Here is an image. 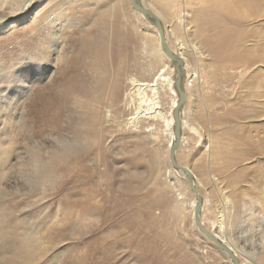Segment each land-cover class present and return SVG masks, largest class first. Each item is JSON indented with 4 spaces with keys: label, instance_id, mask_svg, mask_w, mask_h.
I'll list each match as a JSON object with an SVG mask.
<instances>
[{
    "label": "rangeland",
    "instance_id": "rangeland-1",
    "mask_svg": "<svg viewBox=\"0 0 264 264\" xmlns=\"http://www.w3.org/2000/svg\"><path fill=\"white\" fill-rule=\"evenodd\" d=\"M188 1L190 11L214 9ZM20 2L5 0L0 15L15 13ZM25 13L27 26L8 36L10 27L0 30V264H229L191 224L184 181L168 176L165 142H152L126 118L133 106L124 93L139 76L133 65L146 58L137 36L147 21L128 0H33ZM220 14L191 17L190 29L176 34L189 72L198 73L184 113L192 128L178 158L205 185L207 225L215 229L212 200L221 206L225 194L231 243L242 258L263 264L255 255L264 246V180L255 175L264 174L257 151L264 104L252 107V68L231 60L247 47L249 28L223 34L236 20ZM242 66L248 73L239 78ZM209 139L210 151L200 155ZM257 201L258 217L245 220Z\"/></svg>",
    "mask_w": 264,
    "mask_h": 264
},
{
    "label": "bare ground",
    "instance_id": "bare-ground-1",
    "mask_svg": "<svg viewBox=\"0 0 264 264\" xmlns=\"http://www.w3.org/2000/svg\"><path fill=\"white\" fill-rule=\"evenodd\" d=\"M4 1L5 0H0V4H2V2H4ZM95 1L97 3L99 0H95ZM138 1L142 5L148 7L149 9H151L154 13H156L158 15V17L161 20L162 27L164 29V35H165L166 42H167L168 46L177 55H179L183 60L182 66H183L184 73L182 76V87L186 93V101L180 110V113H181V115H180L181 116V139H180V144L178 146V149L176 151V159L180 164L188 167L189 170L193 174L194 183L197 187L198 192L200 193V195L202 197V211L200 213V220L203 222V224L206 226V228H208L217 238H219L222 242L227 244L236 253V255L239 257L242 264H253V263L249 262L247 259L242 258V256L239 254L238 249L235 248V246L231 243V241L229 239L228 230L226 228V224L224 223L225 216L223 218V215L226 214L228 217V216H230L229 214L231 213L230 210L229 211L226 210L227 207L231 206L228 197L225 196V194L222 195L223 196L222 198L220 197L221 206L216 205V201L212 200V203H214V205L217 209V213H218L217 218H219V219L216 220L215 229L209 227L207 225V223L203 220V212H204V209L206 208V202L208 201V199L206 198L205 195H203V192H202V189H205V185L202 186L200 184V182H202V181L198 180L199 178L196 177L193 168L187 164H184L178 158L179 148L183 144H185L184 130L186 127L189 129L192 128V126H190V124L187 123V121H185L184 113L186 110V105H187L188 100H189V95L191 92L190 90H191L192 85L194 83L193 82L194 78L197 77L198 73L194 72V71H192L191 73L189 72V68H190L189 63H188L189 61H187L188 58H186V55H185V49H186L185 42H183L182 39H179L176 34L180 31V27L184 31V33H185V31L187 32V30L190 29V24L192 22H194L193 21L194 19L196 20L197 18H200V17H204V18L208 19V15H213V14L214 15H223L220 13H224V12L230 14L236 20V23H234L235 26H233V24L229 25L228 27L223 25L221 28V31L223 34H226L227 30L235 29L236 27L238 29H242V28H244V26H248L245 28H249L248 33H249L250 38L248 40L246 38L247 44L244 45L247 47H243V50L239 54L232 55L231 60H232V64H235V63L240 62L242 60V62H244L243 64L245 67H247L249 65L252 68V70L248 73V71H247L248 68H244V66H242V68L237 69L236 72H237V77H239V78L243 77L245 75V73H248L247 74L248 80H250L251 85H252L251 86V93H252V97L254 98L253 106L252 105L251 106L254 107L253 109L260 110L261 106L264 104V0H201L204 3H206L207 6L209 5L208 7L214 6L213 7L214 9H212V10L211 9H201L198 11L188 10V6L186 4L187 2H189L188 0H138ZM93 2H94V0H93ZM32 3H33V0H21V2L16 7L15 13L9 14V15H2V16H17L18 15V17H16L15 20H12L9 22H7V21L0 22V30L4 26L10 27V30L7 31V34H6L8 36V35H11V33L13 31L27 26L29 23L30 16L28 13H25V10ZM128 3L130 5L132 11L136 15L144 18L147 21L148 25L143 28L145 30V32L142 31L143 29L141 30L142 34H139V31L137 29V32L139 34V36H137V37L138 38L140 37V39L143 42L142 43L144 46L143 48H146L145 49L146 50L145 51L146 52V58H144V60H142L143 62H138V63L133 65L135 72H137L138 73L137 75H139V76L135 77L136 75L134 74L135 76L132 75V77L129 78V84H128L129 88H127V91L124 93L125 97H127L129 99L130 105L133 106L132 107L133 112H131V114L128 115V117H126V118L129 120V123H133V124L135 123L136 126H141L143 128V130L149 132V135H150V138L152 139L151 140L152 142L153 141L155 143L162 142V141L165 142V152H166V156H167V161L169 162L168 163V176H170L169 174H171V173H175V174H178L184 181L185 188H186L188 195L190 197L189 201H188V206H189L191 224L198 231V233L200 235H202L205 239H207L218 251H220V253H222V255L226 258V260L229 264H233L232 261H230V259L227 257V255L223 251L219 250L213 244V242L211 240H209L204 234H202L200 232V230L194 224V208L196 205L195 196H194L193 192H191L190 189L188 188L185 173L174 168L171 165L170 158H169L170 145L174 139L173 108L176 105L177 100H178V93H177L175 86H174V80L176 77L175 67L173 64L170 63V59L165 55L164 51L161 48L159 34H158L156 27L154 25H152L150 23V21H148L143 16L142 13H140V12H138L132 8V6L130 4V0H128ZM160 3L166 5L165 6L166 8H164V9H167V10L162 9L161 6L159 7ZM31 13L33 15L34 10L31 11ZM105 13L106 12H104L101 16H103ZM191 17L193 18V20H191L192 19ZM214 18H216V17H214ZM167 22L170 24V28H171L170 30H171L172 34L177 36L175 38L174 42L170 41V35L168 33L170 30L166 28ZM148 28L150 29V32H147L149 30ZM139 30H140V28H139ZM195 30L196 29H192L191 34H193V35L196 34ZM198 31H199V29H198ZM245 32H247V31H245ZM118 35L120 37L123 36L119 33H118ZM240 35H241V33H240ZM133 36H134V33H133ZM126 37H128V35ZM134 37H135V39H137L136 36H134ZM243 38L244 37H242V39ZM246 40H245V42H246ZM186 41H187V39H186ZM139 43L141 44L140 41H139ZM188 45L191 46V48H190V49H192L191 51L196 53L198 58L201 57L200 59H202V58L204 59L207 56V55H204V53H202L199 50L200 46L197 42L196 43L190 42V44H188ZM143 53L144 52L142 51V54ZM144 55H145V53H144ZM221 55H222L221 52H217L215 54V56L217 58L221 57ZM204 61H205V59H204ZM201 62L206 64L203 61H201ZM217 63H220L219 60ZM227 65H225V68ZM201 66H202V64H201ZM206 66H208V65L206 64ZM206 66L204 65V67H206ZM220 67L223 68V65H220ZM228 71H229V69H228ZM212 72H213L212 76L215 77L216 73L214 71H212ZM231 72H233V71H231ZM202 73L203 72H201V75H203ZM257 75L259 76V78H256ZM245 77H246V75H245ZM124 94H123V96H124ZM252 101H253V99H252ZM255 105L258 108H256ZM187 111L189 112L190 110L187 109ZM262 115L264 116V112L261 115H260V112L258 113V116H262ZM209 142H210V139L208 142L203 143V145L201 146V150L199 152L200 155H203V154L205 155V153L210 151L211 143H209ZM257 148H258L257 149L258 153H260L262 156H264V146H258L257 145ZM236 173H235L234 177L236 176ZM237 175L239 176L240 179H242L244 176L243 173H241V172H238ZM255 177H256V179L259 178V180H260V178H261V180H264V174L258 175V176L255 175ZM254 185H256V184H254ZM258 187H259V185H258ZM242 191L243 190H241L239 192H242ZM177 196L183 198V194L181 192H178ZM257 205L258 206L256 207V210H255L256 212L255 213L253 212L252 214H250L249 218H248L249 212L245 211L246 213L242 214V216H244L245 220L246 219L255 220L258 217V215L261 211L260 210L261 205H260L259 201H257ZM176 208L181 209V207L179 206V203H177L174 206L175 210H176ZM255 258L264 264V246H263L262 251L258 252V254L255 255Z\"/></svg>",
    "mask_w": 264,
    "mask_h": 264
},
{
    "label": "water",
    "instance_id": "water-1",
    "mask_svg": "<svg viewBox=\"0 0 264 264\" xmlns=\"http://www.w3.org/2000/svg\"><path fill=\"white\" fill-rule=\"evenodd\" d=\"M130 4L132 8L140 13L143 14V16L150 21L152 25H154L158 31L159 39H160V45L162 50L164 51L165 55L170 59V63L174 65L175 67V73L176 77L174 80V86L178 93V100L176 105L173 108V119H174V139L170 145L169 150V158L171 165L184 172L185 177L187 180L188 188L191 192H193L195 199H196V205L194 208V224L195 226L200 230L202 234H204L209 240L213 242V244L221 251H223L227 257L232 261L233 264H242L239 257L236 255V253L224 242H222L219 238H217L206 226L203 224V222L200 220V213L202 211V197L200 193L197 190V187L194 183V177L192 172L189 170L188 167L180 164L176 159V151L178 149V146L180 144L181 139V107L184 105L186 101V93L182 87V76H183V60L182 58L177 55L167 44L166 38L164 35V29L161 24V20L158 17L156 13H154L151 9L148 7L142 5L138 0H130ZM17 16H2L0 15V22L3 21H12L15 20Z\"/></svg>",
    "mask_w": 264,
    "mask_h": 264
}]
</instances>
